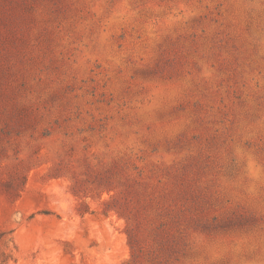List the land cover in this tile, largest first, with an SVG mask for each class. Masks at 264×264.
<instances>
[{"label": "rangeland", "instance_id": "rangeland-1", "mask_svg": "<svg viewBox=\"0 0 264 264\" xmlns=\"http://www.w3.org/2000/svg\"><path fill=\"white\" fill-rule=\"evenodd\" d=\"M1 233L0 264H264V0H0Z\"/></svg>", "mask_w": 264, "mask_h": 264}, {"label": "trees", "instance_id": "trees-1", "mask_svg": "<svg viewBox=\"0 0 264 264\" xmlns=\"http://www.w3.org/2000/svg\"><path fill=\"white\" fill-rule=\"evenodd\" d=\"M116 212H117L118 214H120L119 211H116ZM119 216H122V215L120 214ZM4 235H5V233H1V234H0V243H1V241H2V239H3V237H4ZM13 260H14L13 255H9L8 258H7V260L4 261V264H7L8 262L13 261ZM5 262H7V263H5Z\"/></svg>", "mask_w": 264, "mask_h": 264}]
</instances>
